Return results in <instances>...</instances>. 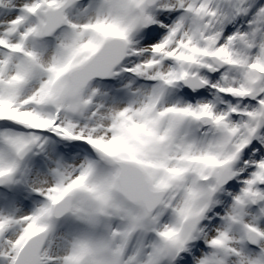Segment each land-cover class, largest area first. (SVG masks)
Wrapping results in <instances>:
<instances>
[{
	"label": "snow or ice",
	"instance_id": "obj_1",
	"mask_svg": "<svg viewBox=\"0 0 264 264\" xmlns=\"http://www.w3.org/2000/svg\"><path fill=\"white\" fill-rule=\"evenodd\" d=\"M0 264H264V0H0Z\"/></svg>",
	"mask_w": 264,
	"mask_h": 264
}]
</instances>
